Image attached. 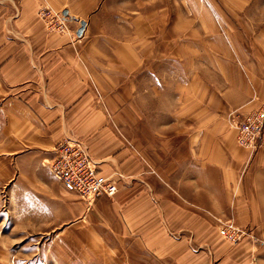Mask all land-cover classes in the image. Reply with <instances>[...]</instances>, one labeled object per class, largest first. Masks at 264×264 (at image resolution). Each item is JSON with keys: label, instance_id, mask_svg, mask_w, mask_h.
Masks as SVG:
<instances>
[{"label": "rangeland", "instance_id": "rangeland-1", "mask_svg": "<svg viewBox=\"0 0 264 264\" xmlns=\"http://www.w3.org/2000/svg\"><path fill=\"white\" fill-rule=\"evenodd\" d=\"M86 23V83L145 163L149 189L179 205V222L183 208L217 211L223 195L200 160L202 133L221 121L234 134L244 114L264 109V0H104ZM247 152L251 162L264 149ZM26 182L0 187V264H172L99 217L51 230L46 195ZM209 218L218 232L228 217Z\"/></svg>", "mask_w": 264, "mask_h": 264}, {"label": "crops", "instance_id": "crops-1", "mask_svg": "<svg viewBox=\"0 0 264 264\" xmlns=\"http://www.w3.org/2000/svg\"><path fill=\"white\" fill-rule=\"evenodd\" d=\"M103 1L0 0V187L28 178V192L46 195L41 202L44 217L59 233L73 222L99 217L172 264H246L253 255L264 264V246L254 244L250 235L230 244L210 223V214L228 217L264 240L259 204L264 200V153L250 162L247 150L236 144L235 131L221 121L202 133L199 155L203 166L217 174V192L224 201L217 211L183 208L187 216L179 222V205L149 189L145 163L116 134L98 92L86 83L90 63L82 40H72L78 20L98 18ZM41 7L67 9L76 19L71 32L48 31L38 17ZM66 139L87 144L98 172L116 183L113 197L96 198L87 206L50 175L43 164ZM207 171L202 169L203 179Z\"/></svg>", "mask_w": 264, "mask_h": 264}, {"label": "built area", "instance_id": "built-area-1", "mask_svg": "<svg viewBox=\"0 0 264 264\" xmlns=\"http://www.w3.org/2000/svg\"><path fill=\"white\" fill-rule=\"evenodd\" d=\"M38 17L48 31L58 34L70 33L73 18L67 9L54 10L41 7ZM78 27L72 32V40H79L87 26L85 20H78ZM236 144L249 151L264 149V109L258 108L243 115L235 127ZM54 157L43 164L50 175L69 193L77 196L87 206L96 198L113 197L117 192L116 183L98 172L97 162L90 155L87 144L81 139H66L54 148ZM218 235L230 244H237L250 235L253 243L258 245L259 238L246 229L227 219L218 228ZM246 264H258L253 255Z\"/></svg>", "mask_w": 264, "mask_h": 264}]
</instances>
